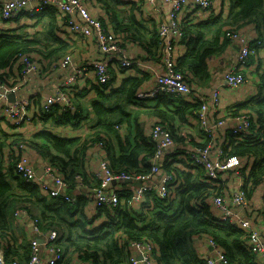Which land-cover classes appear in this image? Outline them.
Returning a JSON list of instances; mask_svg holds the SVG:
<instances>
[{"label":"trees","instance_id":"obj_1","mask_svg":"<svg viewBox=\"0 0 264 264\" xmlns=\"http://www.w3.org/2000/svg\"><path fill=\"white\" fill-rule=\"evenodd\" d=\"M106 6L117 0H100ZM111 8V7H110ZM55 18L52 9L45 11ZM184 36L179 44L187 47L178 55L177 68L191 76V83H207L211 75L212 57L226 53L231 45L224 36L226 31H238L248 34L244 28L255 25L258 38L257 54L249 61H260V50L264 48V0H231L227 17L215 16L205 21H183ZM115 30L124 32L145 49L161 57L158 27H151L138 20L134 13L124 18H115ZM2 34V33H0ZM38 41L23 35H0V79L7 77L6 68L15 64L16 54L32 49ZM61 49L65 48L61 41ZM259 69V68H258ZM115 69H113L114 71ZM114 74V72H113ZM114 76V75H113ZM258 94L230 106L227 112L238 114L248 110L253 128L244 140L232 136L223 144L227 156L240 155L253 158V165L246 176L244 187L249 201H262L264 205V71H258ZM113 80V78H112ZM111 80V82H112ZM150 80L149 74L128 75L115 88L98 89V97L84 107L77 100L75 115H60L55 109L42 114L44 122L54 125L71 124L78 128L82 120L91 119L90 132L81 141V137H65L50 129H41L30 137L22 131H8L14 128L12 123L0 118V248H4L7 261L27 260L31 253V240L25 234L26 225L14 223V213L18 209L26 212V220L36 221L41 233L56 230L59 233L58 244L63 248V259L59 264H69L75 256L95 264H129L132 255V241L150 240L155 248L153 260L156 264H207L198 252L195 238L211 237L223 250L229 264H258L247 244L244 227L220 219V210L212 203L213 195L223 191V182L211 180L203 167L193 165L187 158L189 150L175 147L168 152L167 161L162 166L175 175V187L167 199L160 198L156 192L146 194L139 202L132 201L137 182H121L128 188L119 191V203L97 206L94 188L99 185L93 171H89V151L99 142L112 173H126L131 176L146 174L156 162V145L144 132L140 124L134 122L131 128L129 106L151 114L157 122L165 125L176 141V127L193 118L201 107L194 97L187 100L175 94H162L156 99H138L137 93ZM109 90V91H107ZM107 91V92H106ZM154 100L156 103L147 104ZM41 102V99L38 100ZM92 114V116H91ZM86 121V120H85ZM127 125V124H126ZM199 127V126H198ZM200 129V127H199ZM202 139L209 142L211 137L203 134ZM115 139L118 148L113 143ZM27 144L23 145L24 142ZM205 142V143H206ZM196 143L195 145H203ZM32 148L41 153L63 175L68 183V193L74 197L46 195L40 182H27L15 172L14 156L6 161L4 153L15 148L20 152ZM181 148V149H180ZM102 154V155H103ZM180 155L185 157L178 159ZM223 181V179H221ZM256 189V190H255ZM226 193H224L225 195ZM131 205V207H130ZM23 235V237H21ZM58 264V263H57Z\"/></svg>","mask_w":264,"mask_h":264},{"label":"built area","instance_id":"obj_2","mask_svg":"<svg viewBox=\"0 0 264 264\" xmlns=\"http://www.w3.org/2000/svg\"><path fill=\"white\" fill-rule=\"evenodd\" d=\"M88 0H4L0 2V24H7L18 16L26 15L35 19L45 11L52 9L55 13L54 25L57 34L63 36L66 31L71 35H78L81 38L94 37L101 54L104 58L90 63H82L72 67L61 80H59L47 94L34 91L30 94L20 95L24 86L29 84L34 75L39 74L41 63L34 57L33 52L22 51L15 56V64L6 68L8 73L5 79H0V118L12 123L16 128L25 126L30 122L32 116L38 119L42 114L53 112L57 109L60 115H75L77 112L76 96L78 93V82L81 75L93 68L96 76V86L104 88V85L111 83L113 69L108 65L112 58L119 59L122 68H130L135 61L126 53L122 45V38H130L126 33L115 34L103 22L100 16H95L90 12L87 5ZM147 3H155L156 0H144ZM169 7L167 21L158 24V34L160 46L163 54L161 55L162 70L155 74L153 85L138 91V99H156L159 95L168 93L182 97H196L201 103V107L193 117L198 121V126L203 134L210 136L209 142L202 139L203 145H192L187 158L193 165L201 166L206 171V176L211 180L220 181L223 173L228 174L226 183L229 180L237 179V185L231 192V196L220 192L212 197L213 205L220 210V219L234 225L244 227L247 233V244L258 264H264V222L254 223L242 213V210L250 207L247 191L244 187L246 176L249 174L253 165V158L232 155L227 156L223 150V144L234 139L244 140L245 137L253 133V121L248 110L240 111L238 114L226 112L221 115L218 111L221 104L220 87H213L208 93L197 92L189 82L186 74L177 68L178 54L177 45L182 41L184 32L183 21L199 22L200 17L194 13H206L213 9L214 0H163ZM187 18L188 20H186ZM205 21V20H204ZM4 28V27H3ZM1 31V29H0ZM225 37L230 39L231 44H236L238 49L235 56V64L224 75V86L236 89L248 82L249 64L251 56L257 54L256 45L261 41L252 42L238 31H226ZM68 38V39H69ZM68 51L59 61V65L65 69L72 66V56ZM14 71H17L14 72ZM15 75V82L9 78ZM14 94L15 100L10 96ZM41 99V102L38 100ZM148 137L156 145L154 159L150 171L146 174L131 176L126 173L116 175L111 172L106 158L101 155L99 167L93 173L99 181V185L93 190L97 206L117 205L120 201L118 189L112 186L114 181H125L130 179L137 182L132 194V201L139 202L150 192L162 198H169L174 190L175 175L167 171L162 166V161H167L168 152L178 147L171 131L163 124L156 122L153 124ZM206 142V143H205ZM24 145V144H23ZM25 148V146H23ZM105 147L104 142L96 144V148L101 151ZM9 151V160L14 156L16 160L15 172L27 182L39 181L42 191L49 196L63 197L73 200L68 193V183L63 175L45 160L42 167L43 174L37 175V169L30 162L29 157L21 154L19 148H15L13 154ZM185 156L180 155L178 159ZM43 177V179H41ZM39 178V179H38ZM123 189L128 188L127 184ZM131 207V205H130ZM26 212L18 209L14 213V223L19 226L26 225ZM31 222L32 234L31 253L27 260L13 259L7 261L4 248H0V264H59L63 259V248L58 244L59 233L52 230L48 233H41L35 220ZM213 248L212 252L205 254L207 264H229L223 250L209 237H202ZM38 239H43L39 242ZM132 255L129 257V264H153L154 244L150 240L132 241ZM69 264H95L92 261L79 259L77 256Z\"/></svg>","mask_w":264,"mask_h":264},{"label":"crops","instance_id":"obj_3","mask_svg":"<svg viewBox=\"0 0 264 264\" xmlns=\"http://www.w3.org/2000/svg\"><path fill=\"white\" fill-rule=\"evenodd\" d=\"M4 0H0L2 2ZM231 0H214V7L211 11L206 13H194L196 17H200V20H207L215 16L227 17V10L230 8ZM87 5L90 12L95 16H100L107 27L110 29H115V18H124L127 14L134 13L138 20L142 21L148 26L157 27L159 23L167 21L169 7L163 0H156L155 3H147L144 0H117V2L106 6L105 3L100 0H88ZM111 7V8H110ZM229 13V12H228ZM53 17L47 15L46 13L40 14L35 19H31L26 15H21L13 19L7 24H0V33L6 35L18 34L26 36L32 40L36 39L38 42L32 46L33 55L41 63V72L34 75L32 80L24 86L20 92V95L30 94L34 91L41 92L42 94L49 93V90L61 80L67 73L70 72L72 67L78 66L82 63H93L95 60L102 57L99 50L97 42L94 37L81 38L78 35H71L65 31L64 35L61 36L56 33ZM4 27V28H3ZM244 31L248 34H242L249 37L251 40L258 38L259 32L255 29V25H249L244 28ZM0 34V35H2ZM260 36V35H259ZM69 38V39H68ZM61 41L63 42L65 48L61 49ZM237 44V43H236ZM236 44H231L226 53L218 57H212L211 61V77L207 83H191L193 78L188 77L189 82L192 84L193 88L197 92L208 93L213 87L219 86L221 92V104L219 112L221 115H225L227 109L236 104L239 101H244L247 98L258 94V71H264V48L260 50V61H250L249 64V76L248 82L239 86L236 89H230L224 86V75L232 68L235 64V56L238 46ZM127 53L136 59L134 65L127 69H122L121 67H116L113 71L114 76L112 82L109 84V88L117 87L122 79L128 75H141L143 72L149 74L150 80L146 81L143 85L144 88L151 87L153 85L155 74L162 70V60L158 55H152L149 53L144 45L134 41L129 40L126 44ZM185 44H178L176 47L177 54L181 55L186 50ZM72 56V66L65 69L61 67L58 63L60 59L68 53ZM43 63V66H42ZM259 68V69H258ZM17 73V71H14ZM9 81L15 82V75L9 78ZM78 93L76 100L79 104L84 107H88L89 111L92 113L89 102L98 97V89L96 86V76L91 70L85 71L78 82ZM109 91V90H107ZM106 91V92H107ZM187 100H193L192 96H186ZM76 102V103H77ZM156 103L154 100L148 101L147 104ZM128 109L131 112L130 124L124 122V130L126 126L131 128L134 122L140 124L144 128L145 134L148 135L154 123L158 120L154 118L151 114H147L141 109L129 106ZM92 116V114H91ZM3 119V118H1ZM86 120V121H85ZM5 121V119H4ZM7 121V120H6ZM91 119L82 120L81 125L78 128H74L71 124L67 125H54L51 122H44L43 119H38L32 116V119L28 124L20 128H10L5 127L8 131H22V133L31 137L33 133L41 129H50L52 131L58 132L60 135L65 137H81L83 141L87 134L90 132ZM9 123V121H7ZM127 124V125H126ZM13 125V124H12ZM176 144L185 150H190L192 145L202 142V135L198 127V121L195 118H190L188 121L176 124ZM113 143L118 148V143L113 139ZM181 149V148H180ZM92 155L89 157V171L94 172L99 167L100 156L103 154V150H98L96 146L89 150ZM186 151V150H185ZM20 152V151H19ZM21 154L28 156L30 162L34 167L42 169L45 158L38 151L28 148L22 150ZM105 154H103L104 156ZM5 160L9 159V151L4 153ZM228 178L227 173H223L221 179L225 180L223 182V192L227 196H231V192L237 185V179H230L229 183H226ZM39 179V178H38ZM43 179V177L41 178ZM113 187L118 189H123V184L121 182L112 184ZM256 190V189H255ZM250 202V201H249ZM242 213L248 218L252 219L254 223L264 222V205L262 206V201L259 199L255 202H250V207L248 209L242 210ZM221 214V212H220ZM25 234L30 237L32 234L31 222L26 224ZM23 237V235H21ZM194 244L197 247L198 252L202 256L212 252V247L206 242L204 238H195ZM153 264H156L153 261ZM223 264V263H219Z\"/></svg>","mask_w":264,"mask_h":264},{"label":"rangeland","instance_id":"obj_4","mask_svg":"<svg viewBox=\"0 0 264 264\" xmlns=\"http://www.w3.org/2000/svg\"><path fill=\"white\" fill-rule=\"evenodd\" d=\"M228 12H229V8H228V10H227V14H228ZM185 19L188 20L187 18H185ZM186 22H188V21H186ZM107 28H109V27H107ZM109 30H111L112 32H114L115 34H118V35L124 33V32H117L115 29L112 30V29L109 28ZM128 37L131 38L130 36H128ZM128 43H129L128 38L123 37V38H122V45L125 47V49H126V53H127V46H126V44H128ZM26 51H27V52H33L32 49H30V50H26ZM127 54H128V53H127ZM128 56L131 58L132 61H136V59H135L134 57H131L129 54H128ZM103 58H104V55L102 54V57L99 58V59H97V60H95V61L101 60V59H103ZM92 64H94V62H93V63H90V66H91ZM119 64H120V63H119V59H118V58H112L111 60L108 61V65H109L110 67H112V68L121 67ZM42 66H43V63H42ZM121 68H122V67H121ZM122 69H127V68H122ZM89 70H91V71L95 74V71H94L93 68H89ZM27 142H28V141L24 142V145L27 144Z\"/></svg>","mask_w":264,"mask_h":264},{"label":"water","instance_id":"obj_5","mask_svg":"<svg viewBox=\"0 0 264 264\" xmlns=\"http://www.w3.org/2000/svg\"><path fill=\"white\" fill-rule=\"evenodd\" d=\"M10 98H11V100L13 101V100H15V95L14 94H12L11 96H10ZM42 174H43V169H38L37 170V175H38V177H41L42 176ZM125 181H130V179H127V180H125ZM113 183H117L116 181H114ZM38 241L39 242H42L43 241V239H38Z\"/></svg>","mask_w":264,"mask_h":264}]
</instances>
